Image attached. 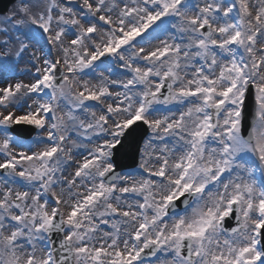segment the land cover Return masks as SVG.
<instances>
[{"label":"snow or ice","instance_id":"snow-or-ice-1","mask_svg":"<svg viewBox=\"0 0 264 264\" xmlns=\"http://www.w3.org/2000/svg\"><path fill=\"white\" fill-rule=\"evenodd\" d=\"M140 123L134 179L115 154ZM146 257L264 264V0H13L0 12V264Z\"/></svg>","mask_w":264,"mask_h":264},{"label":"water","instance_id":"water-1","mask_svg":"<svg viewBox=\"0 0 264 264\" xmlns=\"http://www.w3.org/2000/svg\"><path fill=\"white\" fill-rule=\"evenodd\" d=\"M13 3V0H0V12L8 9V7ZM253 114V98L252 96H248L245 101V108H244V116H245V126L247 127L251 121ZM28 128L30 131L27 132L24 129ZM133 131L128 134V138L125 141L124 148H119L115 154V160L117 163L116 172L119 173L120 171L126 168H132L137 164V155L139 151L140 144L144 137L147 135V127L142 123L139 124V127L136 125L132 126ZM35 131L34 128L31 127H22L16 126L14 128V132L18 134L20 137L29 138L33 132ZM229 224H233L234 221L228 220L225 222V227H230ZM56 238L55 236L53 237Z\"/></svg>","mask_w":264,"mask_h":264},{"label":"rangeland","instance_id":"rangeland-1","mask_svg":"<svg viewBox=\"0 0 264 264\" xmlns=\"http://www.w3.org/2000/svg\"><path fill=\"white\" fill-rule=\"evenodd\" d=\"M164 38H165V36H161V37H160L161 40L164 39ZM153 43H158V41H153ZM20 67H23V65H20ZM101 70H102V69H101ZM117 70L119 71L118 66H117ZM98 71H100V70H98ZM105 74L108 75V73H105ZM97 75H98V74H97ZM16 78L23 79V80H25L26 82H27V80L29 79L27 76H23V75L18 76V77H16ZM111 78H112V79H116L117 77H116V76H112ZM83 79H88V80L92 81L93 83H95L96 80H97V76H96V75H86V76L83 77ZM112 90H113V91H116V90H119V89H115V88H113ZM45 99H47V97H45ZM86 103H87L88 105H95V104H96V102H92V101H88V102H86ZM158 107L160 108V111H159L158 113H156V115H158V116H162V115H169V114H170L169 111L165 110V106H158ZM185 107H186V106H185ZM60 108H61V110L64 111V112H67V111L69 110V108H68V106H67V104H66L65 101H61V102H60ZM167 108L170 109L172 113H176V114H178V112H177V108H176L175 106L169 105V106H167ZM94 110H96V111H98V112L100 111L99 107H96ZM74 114H75L76 116H78L79 118H81V119H85V118H86V114H85L84 112H82L81 110H79V109L75 110ZM70 135H72V138H73V139L76 138L75 133H71ZM150 135H151V134H150ZM35 138H37V136H36ZM35 138H34V139H35ZM32 141H33V140H32ZM32 141H29V142H27V143H32ZM97 142H99V141H97V140H95V138H93L92 143H97ZM165 142L171 144V140H170V138H169V139H166ZM78 143H82L83 145H88V146H90L89 141H88V140H85V139H83V138H81V140H79ZM42 146H43L42 144H41V145H37V147H42ZM73 151H74V153H78V154H79V155L76 156L77 159H80L82 155H86V154H87V153L84 151L83 147H81V148H76V149H74ZM72 167H74V165H73ZM72 167H70V168L68 169V171H71V170H72ZM122 175H131L134 179H139V178L141 177V175H144V174H143L142 170H140L139 168H137V169L134 170V171H129V172L123 173ZM154 260H155V258H154ZM154 260H153L152 262H149V263H146V264H154Z\"/></svg>","mask_w":264,"mask_h":264}]
</instances>
